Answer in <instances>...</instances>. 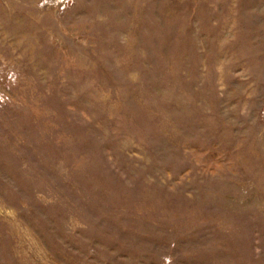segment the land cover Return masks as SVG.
Masks as SVG:
<instances>
[{
  "label": "rangeland",
  "instance_id": "1",
  "mask_svg": "<svg viewBox=\"0 0 264 264\" xmlns=\"http://www.w3.org/2000/svg\"><path fill=\"white\" fill-rule=\"evenodd\" d=\"M0 264H264V0H0Z\"/></svg>",
  "mask_w": 264,
  "mask_h": 264
}]
</instances>
